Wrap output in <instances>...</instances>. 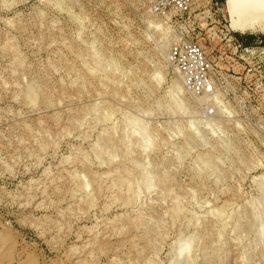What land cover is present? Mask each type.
<instances>
[{
  "label": "rangeland",
  "instance_id": "1",
  "mask_svg": "<svg viewBox=\"0 0 264 264\" xmlns=\"http://www.w3.org/2000/svg\"><path fill=\"white\" fill-rule=\"evenodd\" d=\"M156 1L0 0V264H264V26ZM182 38L211 98L168 61Z\"/></svg>",
  "mask_w": 264,
  "mask_h": 264
},
{
  "label": "built area",
  "instance_id": "2",
  "mask_svg": "<svg viewBox=\"0 0 264 264\" xmlns=\"http://www.w3.org/2000/svg\"><path fill=\"white\" fill-rule=\"evenodd\" d=\"M201 0H157L154 8L157 12L165 14L174 12V16L184 19L190 16L194 6ZM231 42L236 48L245 52H253L255 49L243 45L238 39L231 36ZM262 43V40H260ZM171 66L176 70L182 82L190 94L201 98H211L217 90L218 77H216V64L210 57L205 46L193 38H182L174 42L167 54ZM216 108L209 106L206 109L208 116L214 115Z\"/></svg>",
  "mask_w": 264,
  "mask_h": 264
},
{
  "label": "bare ground",
  "instance_id": "3",
  "mask_svg": "<svg viewBox=\"0 0 264 264\" xmlns=\"http://www.w3.org/2000/svg\"><path fill=\"white\" fill-rule=\"evenodd\" d=\"M242 1V2H241ZM241 2V5L239 4ZM228 10L232 16L233 28L246 33L248 31H257L264 26V14H258L251 10L255 6L260 9L263 7L264 0H227ZM257 14V17H251Z\"/></svg>",
  "mask_w": 264,
  "mask_h": 264
}]
</instances>
